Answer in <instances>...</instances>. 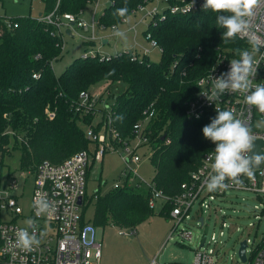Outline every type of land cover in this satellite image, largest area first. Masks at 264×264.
<instances>
[{"label":"trees","instance_id":"obj_1","mask_svg":"<svg viewBox=\"0 0 264 264\" xmlns=\"http://www.w3.org/2000/svg\"><path fill=\"white\" fill-rule=\"evenodd\" d=\"M42 1V14L55 9L57 14L78 15L90 0ZM148 1L111 0L99 17V25H116ZM122 7H127V14L114 15ZM216 17L203 9L187 14L165 11L163 16L155 15L144 29V34L150 33L160 46L158 61L145 54L132 59L129 51L79 55L55 75L50 62L60 55L61 47L53 28L30 16H0V146L8 144V136L2 133L11 127L28 136V145L14 143V149L21 152L20 168H32L42 159L61 162L89 144L77 121L91 126L92 112L81 113L82 107L76 110L79 93L101 80L118 81L124 90L109 106L112 127L124 139L132 135L134 123L153 111L145 127L152 145L151 183L164 195L175 196L212 143L202 133L211 118L193 119L186 114L187 104L196 95L197 80L211 67L219 50L243 46L237 37L227 42L221 39L224 29L217 27ZM5 20L18 24L8 27ZM47 108L54 112L53 117L48 116ZM150 194L151 188L142 191L125 183L97 194L92 223L103 227L111 221L135 230L154 214L147 203ZM169 207L167 204L164 210Z\"/></svg>","mask_w":264,"mask_h":264},{"label":"built area","instance_id":"obj_2","mask_svg":"<svg viewBox=\"0 0 264 264\" xmlns=\"http://www.w3.org/2000/svg\"><path fill=\"white\" fill-rule=\"evenodd\" d=\"M167 2V7L164 9L169 14H187L202 9L204 0H179ZM145 6V5H144ZM144 6L139 7L140 9ZM157 12L156 8L148 12L150 20L157 14L163 16L165 11ZM37 19L53 28V34L59 40L62 48L61 36L65 34V29L70 28L71 33H74L73 27L83 28L85 31L90 30V39L94 41L99 37L96 32V27H101L99 21L92 18L87 21L78 15L72 13L57 14L55 9L46 14H40ZM248 20V30L237 38L243 42L242 47L227 48L219 50L215 60L208 71L200 76L197 80V91L195 97L189 101L186 107V114L193 119L202 117L214 118L218 110H231L237 118L245 121L251 128L252 141L254 139H262V161L261 165L255 169H249L239 177L240 183L226 181L227 187L216 191H208L206 188L207 178L210 173L209 157L213 155L215 144L211 143L209 148L203 154L198 165L188 173L187 179L180 185V191L173 197L164 195L160 190L155 189L150 183L151 194L148 197L147 203L151 209H155L157 205L161 206V211L167 204L170 207L163 212L166 216L173 219V225L170 234L175 227L190 217L189 211L191 207L199 202L201 213L196 216V223L204 237L202 238L194 251L193 262L191 264H216L218 262V251L215 247L209 245H217V235L215 232L209 233L210 214L207 217L202 215L203 212L213 209L216 213V206L211 207L212 201L223 199L227 190H252L257 194H264V126L263 128L257 125H264V114L259 113L254 107L249 109L244 104V97L239 93L224 94L219 99L208 100L205 96L210 95L212 90V76L219 77L221 73L230 70V61L239 59L237 49L252 51L253 43L259 46V52L256 59L260 65L257 68V75L254 77V83H264V0H258L253 6L252 13ZM149 20V21H150ZM8 27H16V21L5 20ZM127 22L126 18L121 20ZM120 21V22H121ZM73 23V25H72ZM116 27L115 25L112 28ZM132 28H134L132 26ZM131 29V27H130ZM150 45L158 46L156 40L152 39L150 33H146ZM101 39V38H100ZM150 51L148 47H142V54L147 55ZM131 58L136 59L139 55L136 51L130 52ZM91 55H82L83 57ZM92 54L91 56H95ZM38 57V56H36ZM52 68V61L50 62ZM33 77H38L33 74ZM93 94H89L88 90L81 91L78 95L77 103L82 107L81 113L91 112ZM205 95V96H204ZM92 100V101H91ZM48 116H54V112L46 110ZM151 110L147 116L141 121L133 124L132 135L121 139L117 131L112 127L110 109L103 112V123L97 131L92 126H88L85 131V136L89 139L88 147L79 149L70 156L66 157L59 163H53L48 159H42L32 168H21L22 170L14 174L9 171L2 176L0 164V211H6L12 215L11 220L3 221L0 219V264H98L101 258V241L97 234V229L91 221H85L84 213L87 205V177L89 175L90 160L91 164L94 161H101L105 152L117 147L118 144L124 146L122 157L125 161L126 169L122 173L124 181L121 184L115 183L114 188L128 184L130 174L138 175L137 168H132L131 163H139L141 157L136 153L142 143H150L147 132L145 131L146 123L152 116ZM7 135L9 140L13 139L14 143L28 145V138L17 134L11 127H7L3 133ZM134 144L130 143V140ZM117 141L118 144H114ZM11 143L0 146V161L5 156L11 153ZM94 146V151H90V146ZM133 145V146H131ZM152 152V150H151ZM151 152L149 156L151 155ZM1 163V162H0ZM28 175L32 176L33 187L30 200V211L28 218L35 221V234L40 240L39 245H33L31 249H22L16 243V233L21 228H28L29 233L33 232V228L28 225L21 226L17 223L18 217L23 216V209L18 202V197L12 192L18 189L19 178L26 179ZM139 186V185H138ZM39 193V196L37 195ZM43 197L52 206L53 210L41 216L36 215V210L33 207L34 200ZM201 219V220H200ZM45 223V224H43ZM225 222L222 217L221 227L224 228ZM45 229V232H43ZM134 229H131V232ZM119 231V234H127ZM182 239H191V233L187 231L179 232ZM219 236L223 235L220 230ZM245 256L248 239H244ZM243 264H264V235L259 240L251 255L246 256ZM149 264H159L155 260H151Z\"/></svg>","mask_w":264,"mask_h":264},{"label":"rangeland","instance_id":"obj_3","mask_svg":"<svg viewBox=\"0 0 264 264\" xmlns=\"http://www.w3.org/2000/svg\"><path fill=\"white\" fill-rule=\"evenodd\" d=\"M111 0H90L84 9L80 12L82 18L91 21L92 18L98 20L103 10L110 4ZM167 7L165 0H150L143 8L137 9L133 14L126 17L127 22H119L118 29H127L131 31L122 36L115 35L112 28L104 29L96 27L99 37L90 41V28L85 31L83 28L73 27L74 33L71 35L63 34L61 36L62 48L60 55L52 60V69L55 75H58L64 68L79 55L99 54L100 56L115 54L122 50L136 51L141 55L142 47L150 48L147 56L158 61L161 57L160 46H151L149 39L144 36V29L150 20L148 12L156 8L157 12H162ZM43 13L42 0H0V16L12 18L17 16H30L37 18ZM132 26L134 28H132ZM100 34L107 35L108 43H103ZM90 41V42H89ZM123 85L118 81L101 80L88 87L89 94H93L91 99H95L91 105V126L102 127L104 120L103 112L107 110L114 102V98L123 89ZM92 101V100H91ZM48 109V108H47ZM51 111V109H48ZM52 112V111H51ZM78 125L86 129L89 125L77 121ZM263 128L264 125H257ZM25 138L28 136L23 133ZM11 153L4 157L1 162L2 176L6 173L8 166L15 175L22 169L19 166L20 150L15 148L14 140L10 139ZM131 144L134 141L130 140ZM19 145V144H18ZM21 146V145H19ZM133 146V145H131ZM94 146H90V151ZM151 143H142L136 149V153L141 157L139 163H131L132 168H137L139 175L130 174L129 183L139 187L142 191L149 189L154 167L150 162ZM94 151V150H93ZM124 146L118 144L117 147L104 153L101 161H94L89 166V175L87 177V205L85 218L91 219L95 207V196L102 195L113 189L115 183L121 184L124 181L122 173L126 169L125 161L122 157ZM18 189L12 193L18 197V202L23 209V216L18 217L17 223L26 226L29 220L30 200L33 187V179L28 175L26 179L19 178ZM139 185V186H138ZM98 192V193H97ZM219 208L216 213L209 209L202 213L204 217L210 214L209 233L215 232L217 235L218 262L216 264H243L238 255L239 243L248 239L246 247V256H250L259 240L264 235V194H257L252 190H227L223 199L212 201L211 207ZM154 214L135 227L120 228L109 221L103 227L97 230L101 241V258L98 264H149L155 260L159 264H191L193 262L196 245L199 244L202 234L196 223V216L200 214L199 202H196L190 209V217L180 222L170 234L173 225V219L160 213L161 206L153 210ZM225 222L224 228L221 227V221ZM12 215L6 211H0V219L3 221L11 220ZM45 224V223H43ZM191 233V239H182L179 235L180 230ZM127 234H119V231ZM223 235L219 236V231ZM45 232V229L44 231Z\"/></svg>","mask_w":264,"mask_h":264},{"label":"clouds","instance_id":"obj_4","mask_svg":"<svg viewBox=\"0 0 264 264\" xmlns=\"http://www.w3.org/2000/svg\"><path fill=\"white\" fill-rule=\"evenodd\" d=\"M257 2L258 0H204L202 9L217 14L216 25L224 29L221 39L227 42L248 30L246 18L251 15ZM127 12V7H122L116 9L114 15L124 17ZM114 31L117 36L123 35L119 29ZM258 52L259 46L255 43L252 51L237 49L239 59L230 61V70L227 72L221 73L219 77L212 76L211 93L204 96L212 101L224 94L239 93L249 109L254 107L264 114V83H254L260 65L255 58ZM216 112L217 115L211 118V122L202 128L203 137L215 144L213 155L209 157L210 173L206 182V188L210 192L226 188V181L240 183L239 177L248 171L249 159L246 153L252 141L250 126L237 118L233 111L216 109ZM33 207L37 216L53 210L43 197L35 199ZM26 224L33 228V232L29 233L28 228L19 229L16 243L22 249H31L33 245H39L40 240L35 234V221L29 219Z\"/></svg>","mask_w":264,"mask_h":264},{"label":"water","instance_id":"obj_5","mask_svg":"<svg viewBox=\"0 0 264 264\" xmlns=\"http://www.w3.org/2000/svg\"><path fill=\"white\" fill-rule=\"evenodd\" d=\"M72 25H73V23H72ZM65 33L67 35H71V29L66 28ZM102 42L106 43L107 39H103ZM164 137L165 136L162 135L160 137V139L163 140ZM262 146H263V140L262 139H254L253 140L251 150H250V156H249V165H248L249 169H255V168L260 167L261 161H262ZM203 241H204V237L202 238L201 244L203 243ZM245 246H246L245 240H242L239 243V248H238V255H239V258L241 261L246 260Z\"/></svg>","mask_w":264,"mask_h":264},{"label":"crops","instance_id":"obj_6","mask_svg":"<svg viewBox=\"0 0 264 264\" xmlns=\"http://www.w3.org/2000/svg\"><path fill=\"white\" fill-rule=\"evenodd\" d=\"M41 14H42V13H41ZM100 15H101V14H100ZM78 16H79V17H82L80 13L78 14ZM125 18H126V17H125ZM85 20H86V19H85ZM98 21H99V19H98ZM118 25H119V23L116 24V25H115L116 27H114V28H112L113 25H112L111 27H110V26H107V27H103V28H104V29L112 28V30L114 31L115 29H118ZM74 29H75V28H74ZM127 30H128L129 32L131 31V30H130V26H128L127 29H123V30H119V31L122 32L123 35H126V34H127V32H126ZM65 34H66V33H65ZM123 35H122V37H123ZM108 37H109V36H107V35L100 34V38H101V40H103V39H107V42H106V43H108ZM90 41H91V40H90ZM90 41H89V42H90ZM92 42H94V41H92ZM122 51H124V50H122ZM126 51H129V50H126ZM120 52H121V51H120ZM20 155H21V153H20ZM3 159H4V158H3ZM3 159H2V161H3V164H4V160H3ZM5 166H6V165H4L3 167H5ZM19 166H20V159H19ZM3 167L1 166V171H2ZM6 169H8L9 171H11L10 168H9V166H8ZM8 170H7L6 172H8ZM4 175H5V174H3V176H4ZM138 175H139V174H138ZM85 211H86V210H85ZM84 219H85V221H91V222H92L91 219H86V218H85V213H84ZM98 228H99V227H98ZM97 230H98V229H97Z\"/></svg>","mask_w":264,"mask_h":264},{"label":"bare ground","instance_id":"obj_7","mask_svg":"<svg viewBox=\"0 0 264 264\" xmlns=\"http://www.w3.org/2000/svg\"><path fill=\"white\" fill-rule=\"evenodd\" d=\"M82 56V55H81Z\"/></svg>","mask_w":264,"mask_h":264}]
</instances>
